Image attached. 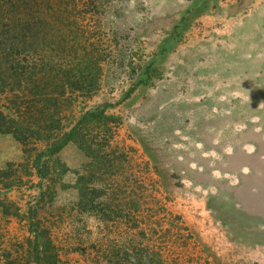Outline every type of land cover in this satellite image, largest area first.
Masks as SVG:
<instances>
[{
	"label": "rangeland",
	"instance_id": "374dc122",
	"mask_svg": "<svg viewBox=\"0 0 264 264\" xmlns=\"http://www.w3.org/2000/svg\"><path fill=\"white\" fill-rule=\"evenodd\" d=\"M100 1L104 11L94 6L82 25L105 58L102 86L79 106L108 116L96 168L116 167L89 174L125 182L127 196L109 189L103 200L129 219L109 214L97 231L98 218L74 209L75 193L60 184L52 204L36 203L37 178L26 177L31 160L3 133L0 169L13 165L24 183L6 196L0 185V194L20 212L37 206L60 243L89 248L72 253L80 264L99 250L98 233L108 243L132 234L139 241L129 227L136 207L139 220L147 215L144 224L161 228L167 264H264V0ZM56 157L69 184L90 161L71 143ZM23 229L0 214L2 244Z\"/></svg>",
	"mask_w": 264,
	"mask_h": 264
},
{
	"label": "trees",
	"instance_id": "16d2710c",
	"mask_svg": "<svg viewBox=\"0 0 264 264\" xmlns=\"http://www.w3.org/2000/svg\"><path fill=\"white\" fill-rule=\"evenodd\" d=\"M100 5V0H0V133L18 141L25 157L31 160L25 165L26 177L37 178L36 203L52 204L54 187L60 184V189L75 193L74 209L98 218L97 231L103 229L102 222L109 220V214L114 213L119 221L123 216L129 219L118 211L119 207L111 211L103 200L109 189L112 195H126L125 182L107 184L89 174L106 169L114 173L116 167L112 161L104 168H96L105 159L101 152L108 140V126L103 119L108 116L102 107L79 106L102 86L105 58L82 25L83 17L92 13L94 6L104 11ZM141 79L146 82L147 75ZM78 106L80 113L75 119L73 112ZM69 143L90 158L74 171L73 184L65 181L69 170L56 157ZM17 183L24 182L13 165L0 169L5 196ZM45 196H50L47 202ZM18 209L0 194V214L16 218L25 232L20 239L11 238L8 246L0 242V264H80L70 260L72 253L90 254L89 248L86 251L57 241L50 222L44 221L37 206L30 204L24 212ZM135 210L129 227L138 232L139 241L132 234L128 242L120 235L108 243L107 234L98 233L95 246L99 250L83 264H167L161 258L165 237L159 233L161 228L144 224L145 220L151 222L148 216L139 220L137 207ZM168 231L164 229L162 233ZM151 238H155L154 242L148 245Z\"/></svg>",
	"mask_w": 264,
	"mask_h": 264
}]
</instances>
